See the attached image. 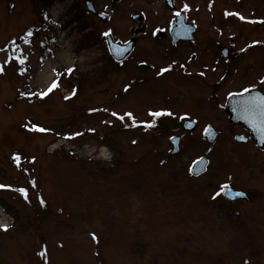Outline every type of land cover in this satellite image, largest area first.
I'll return each mask as SVG.
<instances>
[{"label": "rangeland", "instance_id": "374dc122", "mask_svg": "<svg viewBox=\"0 0 264 264\" xmlns=\"http://www.w3.org/2000/svg\"><path fill=\"white\" fill-rule=\"evenodd\" d=\"M84 2L0 0V264H264V184L236 163L215 110L230 93L264 92V0H174L198 28L174 46V12L159 0H89L106 20ZM134 13L146 31L117 64L104 33L128 40ZM47 65V85L34 86ZM159 110L171 115L155 129ZM189 117L200 126L170 155ZM209 124L224 132L212 146L199 134ZM205 151L208 170L194 178ZM230 174L250 204L220 196Z\"/></svg>", "mask_w": 264, "mask_h": 264}, {"label": "flooded vegetation", "instance_id": "af4514ba", "mask_svg": "<svg viewBox=\"0 0 264 264\" xmlns=\"http://www.w3.org/2000/svg\"><path fill=\"white\" fill-rule=\"evenodd\" d=\"M141 17H142V15H141ZM143 20H144V17H142V23H141V26H143L144 30H142V32H140L141 34L146 31V28H145V25L143 23L144 22ZM137 29H139V27L136 28L135 30L134 29L130 30V39L132 37V30L136 31ZM170 29H171V27H170ZM197 30H198V28L196 27V31L193 34V39L191 41H185V42H192L194 40V38H195V34H196ZM138 35H139V33L135 35L136 41H135L134 45L132 46V52L134 51L133 49H134V47H135V45H136V43L138 41V39H137ZM168 35H169V33H168ZM155 37L162 38V37H164V33L159 30V31L156 32V36ZM128 41L129 40L123 41V43H126ZM179 42L185 43L183 41H179ZM169 44H170V46H174V45H171V37H170ZM132 52H131V54H132ZM220 54H221V52H220ZM229 54L231 55L230 51L227 50L226 55L223 56L221 54V56H223L224 58L227 59V58H229ZM232 54L234 56H236L237 52L233 51ZM140 65H144V66H140ZM138 67L139 68L147 67L148 70L151 69L150 66L146 65L145 63H140L138 65ZM136 81L139 82L140 80L137 79ZM225 106H226V104L216 105L215 106V110H217L218 116L222 117L223 121L226 124L228 123V128H227L228 132L226 131V134L223 135V133H224L223 131H219L216 128H214L213 125L209 124V125L204 126L205 128L203 126H202L203 128L201 127L202 133L199 131L200 132L199 134H202L201 135L202 137L200 138V140L201 139H203V140L205 139L204 130L207 127H211V126L217 132V136H216L217 139L219 138V136H222V135L228 137L229 139L231 138L230 139V142H231L230 147L232 149L234 148V149L241 150V153H239V157H237L236 163H238L239 166H241L242 169L245 170L244 173L247 175V179L251 180V181L252 180H257L258 182L260 181V183L264 184V146L259 147L257 144H255L253 141H251V138H252L251 136H252V134L253 135L256 134V130L254 129V126L250 127V125L244 124L245 121H250L251 124L255 123L256 126H257L259 124L258 120H257V117L254 114H252V113H246L244 111L243 107L241 106V104L231 105L230 108L228 109V111L225 110ZM230 117H231V120H230ZM158 120H159V118H157V120H155V121H157L156 126H157V124L160 125L159 124L160 121H158ZM189 120H193V121L196 122L195 129L198 126H200L199 120L196 119V118H193V117H189V119H183V120L178 121L177 122L178 125L175 127V129L178 130V131L174 135H171L170 138L171 137H178L179 138V141H178L179 146H180V142H181L182 138L184 136H186L184 134L190 133V131L187 132V131L183 130L182 122L183 121H189ZM180 122H181V124H180ZM170 127L171 126H168L167 129L170 128ZM180 130L183 131V133H181ZM194 130H192V131H194ZM237 138H240L239 140H242V141H238ZM204 142H205V140H204ZM250 150L252 152H254V153L250 152ZM244 151H247L250 155L244 154ZM203 157L207 158L208 164L210 165L209 156L207 154V151L204 152ZM196 160L197 159H195L194 161H196ZM209 165H208V167H209ZM208 167H207V170H208ZM207 170L204 173H202L201 176H199L197 178L202 177L207 172ZM232 175L230 174L229 177L224 182V184L222 185L221 191H220V196H221V193H222V190L224 189V187L229 186L233 190H238V191L244 193V195H247L248 199L247 200H242V199L229 200V199L224 198L222 196L224 201L226 200L229 203H235V204L236 203L250 204L251 197L253 196V194L251 193V190H250L251 188L249 187V189H248L247 186L246 187H242V186L234 185V183H233L234 181L231 178ZM248 184H250V183H248ZM259 188L262 191H264V185H260Z\"/></svg>", "mask_w": 264, "mask_h": 264}, {"label": "water", "instance_id": "95a60500", "mask_svg": "<svg viewBox=\"0 0 264 264\" xmlns=\"http://www.w3.org/2000/svg\"><path fill=\"white\" fill-rule=\"evenodd\" d=\"M162 1V0H161ZM165 4L173 10L175 6L172 4V0H164ZM85 6L86 9H89L91 12L96 14L98 17H100L103 20H106V17L100 13H96L95 9H93L92 4L89 2V0H85ZM132 20L137 23L141 24L142 22V17H140L139 14H132L131 15ZM144 30L143 26L137 29L136 31L132 30V37L131 40L127 43H119L115 42L114 40L111 39V36L106 35L105 39L107 40V45H108V51H110V54L114 58L115 61L121 62L122 59L127 57L131 52H132V46L134 45L136 39L135 35L142 32ZM196 29L192 25H189L186 23V19L184 15H179L176 17V19L171 23V29H170V34L169 36L171 37V45L175 43L177 40H192L193 39V34L195 33ZM222 55L225 56L227 53L226 49H223L221 51ZM249 97L255 98L259 100V98H264V92H261L259 89H252L251 91H248L246 93H242V95H231L227 98L226 101V106L225 110L228 111L231 105H237L240 104L239 102L248 100ZM231 120V117H230ZM244 124H248L253 126V124L250 123V121H245ZM196 126L195 122L192 121H185L183 123V128L187 131L193 130ZM260 124L254 127L256 130V134H252V141H255V143L259 146L262 147L264 146V132H261L259 130ZM209 131H205V137L207 139V143L213 144L217 132L214 131L212 127H209ZM240 138H237L239 140ZM179 138H171L170 139V144L172 145V150L171 153H176L178 152L179 149V144H178ZM207 159L205 157H201L199 160L195 161L190 169V175L198 177L200 176L203 172L206 171L207 167ZM222 196L224 198H227L229 200H236V199H242V200H247V195H244V193L238 191V190H233L231 187L227 186L223 189L222 191Z\"/></svg>", "mask_w": 264, "mask_h": 264}, {"label": "snow or ice", "instance_id": "6c2138e0", "mask_svg": "<svg viewBox=\"0 0 264 264\" xmlns=\"http://www.w3.org/2000/svg\"><path fill=\"white\" fill-rule=\"evenodd\" d=\"M184 8L187 9L188 8V5L185 4L184 5ZM177 15H179V13H177ZM241 19H243V17H241ZM108 33H104V35H107ZM29 35H31V33H29ZM255 43V42H254ZM17 59L20 61V63H23V60H21L19 57H17ZM26 59V58H25ZM170 67V66H169ZM167 69H160V71L157 73L158 75L159 74H162L164 71H166ZM67 72H71L72 71V68H68L66 70ZM201 75H203V73H201ZM58 87V84L53 81L52 84L50 86L47 87V89L45 91H41L38 93V95H40L41 97H44L46 95H48L50 92L53 91L54 88ZM127 90V86H126V89ZM244 92H247L248 89L245 88L243 89ZM73 94H74V90H73ZM230 95H232L230 93ZM68 97H65V99H67ZM241 104V106L243 107L244 111L246 113H252L254 114L256 117H257V120H258V123L260 124V128L259 130L261 132H264V98H259V100L255 99V98H252V97H249L248 100H245V101H241L239 102ZM162 114H168V115H171V113L168 111V110H159V111H151L150 112V115L153 116V117H159L161 116ZM131 113H125L124 115H119L118 113L116 112H113L112 113V116L116 117L118 116L119 119L123 120L124 119V116H129L131 117ZM141 123H146L148 126H151L152 122L151 121H148V122H141ZM253 126L255 127L256 124L254 123ZM32 128L34 130H37V131H40V132H46V131H49L48 129H45L43 127H39L37 125H32ZM210 129L206 128L205 131H209ZM90 131H94L92 129H90ZM65 138L66 139H72V138H75L77 136H80L82 135L81 133L79 132H73V133H65ZM135 141H133L134 143ZM3 187H6L5 185H0V188H3ZM19 191L21 193H24V189H19ZM41 203L43 204V200H41ZM0 227H6V225H0ZM93 238L95 239V236L93 235Z\"/></svg>", "mask_w": 264, "mask_h": 264}, {"label": "bare ground", "instance_id": "6f19581e", "mask_svg": "<svg viewBox=\"0 0 264 264\" xmlns=\"http://www.w3.org/2000/svg\"><path fill=\"white\" fill-rule=\"evenodd\" d=\"M160 2H164V0H159ZM164 4H165V2H164ZM172 4L174 5V0H172ZM166 5V4H165ZM175 6V8L173 9V10H171L172 12H174V18H173V20L171 21V23L176 19V17H178L179 15H184L185 16V19H186V22H187V15H185V13H182V11L184 10H180V11H175L176 10V5H174ZM177 13H179V15H177ZM135 14V13H134ZM132 15V14H131ZM130 18H131V16H130ZM135 25H136V28H140V27H142L141 26V24H137V23H135V22H133ZM142 23V22H141ZM111 36V35H110ZM111 39H112V36H111ZM105 40V42H106V46H107V51H108V45H107V40L106 39H104ZM128 40L130 41L131 39H130V35H129V38H128ZM128 41V42H129ZM110 54V53H109ZM60 57H61V59H63V60H65V59H67V55L64 53H61L60 55H59ZM110 56L112 57V55L110 54ZM113 58V57H112ZM114 59V58H113ZM115 61V60H114ZM49 66L50 65H47V67H45V69H43V71H41L40 72V74H38V78H37V80L35 81V85L34 86H44V85H47V83H48V81H49V79H50V71H51V68H52V66H51V68H50V70H49ZM53 69V68H52ZM67 96H69L68 94H66ZM0 225H6V223H5V221H2L1 223H0Z\"/></svg>", "mask_w": 264, "mask_h": 264}]
</instances>
